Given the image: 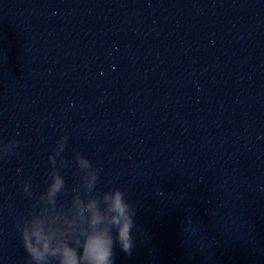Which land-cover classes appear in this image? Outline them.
<instances>
[{"label": "clouds", "instance_id": "9594fccd", "mask_svg": "<svg viewBox=\"0 0 264 264\" xmlns=\"http://www.w3.org/2000/svg\"><path fill=\"white\" fill-rule=\"evenodd\" d=\"M68 139L61 135L56 140L42 191L34 194L30 179L20 184L31 202L28 214L14 220L27 254L26 264H114L117 246L126 255L135 246V206L123 187L98 188L102 169L86 156L76 151L67 160L63 153ZM19 145L15 138L0 141V161L17 155ZM73 165L78 182L69 189L62 170Z\"/></svg>", "mask_w": 264, "mask_h": 264}]
</instances>
